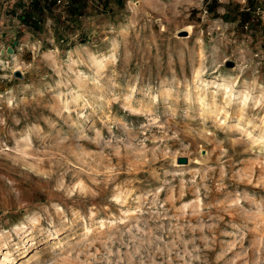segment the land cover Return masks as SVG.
<instances>
[{"label":"rangeland","instance_id":"rangeland-1","mask_svg":"<svg viewBox=\"0 0 264 264\" xmlns=\"http://www.w3.org/2000/svg\"><path fill=\"white\" fill-rule=\"evenodd\" d=\"M31 1L0 3V264H264V0Z\"/></svg>","mask_w":264,"mask_h":264},{"label":"trees","instance_id":"trees-1","mask_svg":"<svg viewBox=\"0 0 264 264\" xmlns=\"http://www.w3.org/2000/svg\"><path fill=\"white\" fill-rule=\"evenodd\" d=\"M53 3H54V0H32L31 1L32 9L38 14L43 13L44 11L48 10L50 7H52ZM71 3L72 4L68 7V12L74 13L76 8H78L77 4L79 3V0H71ZM21 18L25 23H28V21L30 23L31 22L35 23L33 21V16L30 14L29 15L23 14L21 15Z\"/></svg>","mask_w":264,"mask_h":264},{"label":"water","instance_id":"water-1","mask_svg":"<svg viewBox=\"0 0 264 264\" xmlns=\"http://www.w3.org/2000/svg\"><path fill=\"white\" fill-rule=\"evenodd\" d=\"M16 43H17V41L13 42V47L16 45ZM13 47H12V48H11V47H7V48H6V50H7L6 52L12 55V54L14 53ZM1 52L4 53V50H2ZM226 65H227V66H232V63H231V62H227ZM14 76H15V77H16V76H21L20 71H19V70H15V71H14ZM176 162H177L178 164H186V163H187V159H186L185 157H178V158L176 159Z\"/></svg>","mask_w":264,"mask_h":264},{"label":"built area","instance_id":"built-area-1","mask_svg":"<svg viewBox=\"0 0 264 264\" xmlns=\"http://www.w3.org/2000/svg\"><path fill=\"white\" fill-rule=\"evenodd\" d=\"M56 3H57V4H60V5H64L63 0H56Z\"/></svg>","mask_w":264,"mask_h":264},{"label":"crops","instance_id":"crops-1","mask_svg":"<svg viewBox=\"0 0 264 264\" xmlns=\"http://www.w3.org/2000/svg\"><path fill=\"white\" fill-rule=\"evenodd\" d=\"M0 3H1V0H0ZM2 4H0V6H1ZM9 33L11 32V31H8ZM2 35H5V33L3 32V31H0V36H2ZM11 43H12V41H11ZM13 44V43H12Z\"/></svg>","mask_w":264,"mask_h":264},{"label":"bare ground","instance_id":"bare-ground-1","mask_svg":"<svg viewBox=\"0 0 264 264\" xmlns=\"http://www.w3.org/2000/svg\"><path fill=\"white\" fill-rule=\"evenodd\" d=\"M187 28H189L190 29V27H187ZM188 32H190L189 30H187ZM191 34V33H190ZM20 67H17V69H19ZM231 94V93H230ZM230 94H228V95H226L225 97H230L231 95ZM229 101V100H228Z\"/></svg>","mask_w":264,"mask_h":264}]
</instances>
